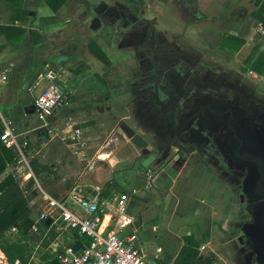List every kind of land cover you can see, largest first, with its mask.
Masks as SVG:
<instances>
[{
    "label": "crops",
    "instance_id": "crops-1",
    "mask_svg": "<svg viewBox=\"0 0 264 264\" xmlns=\"http://www.w3.org/2000/svg\"><path fill=\"white\" fill-rule=\"evenodd\" d=\"M20 1V7L11 9L6 0H0V25L26 29L17 42L0 33V74L8 76L0 81V105L6 108L5 114L0 113V128L4 129V120H10L24 135H34L43 146H49L45 155L33 157L39 163V177L29 161L32 175L19 180L14 175L20 166L17 155L0 173V182L12 175L25 193L34 196L29 206L36 216L38 210L46 211L47 196L61 198L74 186L86 196L97 195L101 229L106 233L120 231L121 224L126 223L123 229L137 233L151 264H177L185 237L194 235L190 227H196L194 240L200 239L201 252L214 255L216 260L220 257L225 264L234 261L236 256L228 257L225 252L235 238L229 232L233 230L238 236L239 225L251 216L245 210L248 204L240 180L204 148L199 137L196 149L187 155H175L176 149L169 151L157 145L160 117L142 83L152 78L148 45L154 46L158 61L178 60L195 73L214 78L224 73L212 65L211 52L218 53L217 60L219 54L231 52L242 56L251 78L263 77L264 0H68L59 12H54L46 0ZM39 6L47 11L39 14ZM37 15L38 23L34 21ZM95 19L99 20L96 26ZM83 28L91 31L88 39L80 36ZM70 29L72 33L67 34ZM54 34L60 35L57 45L51 39ZM26 40L36 54L46 50L48 58L31 76L25 71L20 74L16 61L20 56L13 57L4 49L23 46ZM91 43L103 50L107 61L93 52ZM49 68L58 73L68 95L56 114L59 131L65 133L62 137L53 133L51 119L47 126L41 120V126L29 123L38 118L35 97L45 82L35 91L30 87ZM17 105L24 110L15 115L13 107ZM31 106L34 111L29 112ZM110 133L113 136L108 140L103 138ZM137 134L145 140L142 147L134 143ZM121 149L128 155L120 153ZM98 170L104 176L101 180L84 177ZM117 173L125 177L119 191L115 187ZM31 178L35 184L26 189ZM121 194L128 195L123 214L116 201ZM12 230L20 236L15 227ZM37 231L32 230L39 234ZM54 232L44 253L38 257L32 253L28 264H44L55 256V248L78 242L77 236ZM0 264L23 263L19 259L11 263L4 254Z\"/></svg>",
    "mask_w": 264,
    "mask_h": 264
},
{
    "label": "flooded vegetation",
    "instance_id": "flooded-vegetation-1",
    "mask_svg": "<svg viewBox=\"0 0 264 264\" xmlns=\"http://www.w3.org/2000/svg\"><path fill=\"white\" fill-rule=\"evenodd\" d=\"M148 48V55L153 66L152 78L144 80L142 86H146L149 100L157 107L160 117L156 136L169 145L174 135L181 140L194 139L195 142L199 137L206 150L210 144H214L213 146L218 150L226 167L234 172L237 179L240 180L247 204L252 205L250 219L239 225V234L236 238L238 247L233 254L234 257L236 256L234 261L237 264H255L257 254L252 243L248 240L247 232L254 222L253 208L256 202L248 198L244 188L247 172L246 170H236L229 165L227 160L229 153L225 146L226 130L214 132L208 128L201 132L197 124L200 117L211 115L214 109L231 105L236 111L238 120L244 124L250 144L264 156V123L262 120L259 121L260 123L254 120L246 107L247 105L255 111L264 110V94L248 89L246 85L237 83L235 79H230L226 74L214 78L195 73L187 63L178 60L158 61L153 55L154 46L148 45ZM173 111L176 113L177 123L180 127L177 124L176 126L172 125ZM193 114L196 117L191 126L190 119ZM181 127L186 130L176 133ZM177 155L180 156L183 153L179 152Z\"/></svg>",
    "mask_w": 264,
    "mask_h": 264
},
{
    "label": "built area",
    "instance_id": "built-area-1",
    "mask_svg": "<svg viewBox=\"0 0 264 264\" xmlns=\"http://www.w3.org/2000/svg\"><path fill=\"white\" fill-rule=\"evenodd\" d=\"M7 78V75L0 74V81ZM42 81L45 85L35 97V108L39 120L47 126L49 120L67 102L68 95L55 70L49 68L42 71L34 80L30 90H37ZM3 124L0 140L16 151L20 161L24 163L14 174L21 180L26 174L32 175L25 153L30 143L23 137L24 133L14 127L10 120H4ZM96 190H99V187H96ZM127 200V194H121L116 199L121 214L126 211ZM46 201L47 209L38 215L32 226L33 231L38 230L41 221L53 223L60 220L67 229L89 239V242L83 243V247L79 250L74 249V243L65 245L61 249L55 248V255L62 264H151L139 244L137 233L123 229L126 223L121 224L120 231L106 233L101 229L103 219L99 214L97 195L86 196L78 186H74L67 195L61 198L47 196ZM201 248L204 249L205 246L202 245Z\"/></svg>",
    "mask_w": 264,
    "mask_h": 264
},
{
    "label": "rangeland",
    "instance_id": "rangeland-1",
    "mask_svg": "<svg viewBox=\"0 0 264 264\" xmlns=\"http://www.w3.org/2000/svg\"><path fill=\"white\" fill-rule=\"evenodd\" d=\"M38 13L41 14L45 11H47V8L45 7H42V6H39L38 7ZM69 11V10H68ZM36 23H38L39 21V15H37V17L35 18L34 20ZM183 28H186V26H184ZM81 32L80 36L84 37L85 39L89 38L91 36V31L90 30H86V29H81L79 30ZM78 32V30L76 31ZM72 33V30H67V34H71ZM59 38H60V35H52L51 39L53 40V42L57 45L58 44V41H59ZM257 42L258 44L261 42V39L259 37H257ZM26 48V49H25ZM5 50H7V52L9 53V55H12L13 57H16V56H20L16 61H17V66H18V71L20 74H23L22 72L25 71V75L26 76H31V75H34L37 71H39L41 68H43L45 65V63L48 61V58H47V51L44 50L42 53H40L39 55L36 54V50L33 49V47L30 46V43L29 41L26 40V44L23 45V46H20V47H16V46H6L4 47ZM259 49V48H258ZM262 53V52H261ZM217 55L218 56V53L216 51L214 52H211V63L214 67H216V69H219L220 72H223L224 74L227 75V77H229L230 79H235L237 81V83H243L244 85L246 84V86L248 87V89H251L253 90L254 92L258 93V92H261V94H264V76L263 77H258V79H255V78H251L249 76V73H250V70H249V67L247 66V64L245 63V61L242 60V56L239 55V56H234V54H232L231 52L230 53H226V54H219L220 58L217 60ZM20 67H22L20 69ZM262 73V72H261ZM33 101V99L31 100ZM246 105V104H245ZM247 111L249 112V114L251 115L252 118H254V120H256L258 123H260L259 121L262 120V123H264V110H252L250 109L247 105ZM24 110L23 106L22 105H17L16 107H13V113L15 115H17L20 111ZM0 113L2 114H5L6 113V108L3 107L2 105H0ZM57 114V112H56ZM56 114L51 118V121H50V126L51 128L53 129V133L56 134L57 136L56 137H59L62 135H65V133L62 134V132L59 131V129L61 127H59V123L56 122ZM32 123L34 126H41L43 125L42 122H40V120H38L37 117H35V119H32L29 121V123ZM113 133H110L108 135H105L103 138L108 140L110 137H112ZM49 135V138H51V134L48 133ZM23 137H25L26 139L29 140V146L28 148L26 149V158H27V161L29 163V161L31 160V158L35 157V158H39V156H42V155H45L47 149H48V146H43V143L37 139L36 136L34 135H24ZM67 138V137H66ZM68 139V138H67ZM115 142H112V145L114 146ZM162 145V144H161ZM159 145V146H161ZM214 144H210L209 147H207V150L210 151L211 154L213 155H216L218 156L219 158V162L220 164H222L223 166H226L225 165V162L224 160L222 159V157L219 156V153H218V150H216V148L213 146ZM112 147V146H111ZM171 151L173 149H176L175 147H171L170 148ZM120 153H123V154H127L128 155V152L126 150H119ZM16 160L19 161V164H24L23 162L20 161L19 157L17 156ZM143 165V163H142ZM228 169V168H227ZM229 171V169H228ZM85 178H90L94 181H99L101 180L104 176L102 174V172L100 170L98 171H94V172H87L86 175L84 176ZM116 177V180H117V185H115L116 187V190L119 191L120 188L125 185V177L123 175H121V173H117L115 175ZM37 184V190L40 192V186ZM43 185V187L45 186L46 182H43L41 183ZM71 185V184H70ZM36 195H37V192H36ZM44 199V198H43ZM41 203L42 204H45V199L42 200L41 198ZM245 205V204H244ZM246 206V205H245ZM31 208V207H30ZM251 208H252V205L251 204H248L247 206V209H245L247 212L251 213ZM32 211V209H31ZM41 210H38L37 211V216L36 214H32V219L34 220V222L36 221L38 215H40ZM227 227L230 228V226H228V224H226ZM39 228H38V233L43 235V236H46L44 237L43 239H40V240H30L28 242L29 246L31 247V253H36L37 257L40 256L42 253H44L43 251V248L44 247V242L43 240H47L49 241L50 240V237L53 236V234L55 233L54 231H59L61 234H63L64 237H69L71 235L75 236L76 237V232L74 231H71L69 229H67L64 225L61 224L60 220L57 221V223L54 225V226H51V224H49L47 221H41L39 224H38ZM50 227V228H49ZM51 228L55 229L54 231H51ZM187 227H185L186 229ZM190 228H193L192 230H194V235H192L193 239H197V230H196V227H190ZM32 230V228H31ZM14 231H7L6 233V237L8 239H17L18 235L14 234L13 233ZM47 232V234H45ZM234 231L233 230H230L229 234H231V236L235 237L233 239V244H232V247L229 249H226V254L228 255V257H231L233 254H235V251H237V247H238V244L236 243V233H233ZM20 235V234H19ZM49 237V238H48ZM186 239V237H185ZM61 240V239H60ZM197 243H200V239L196 240ZM206 251H210L209 249H206ZM231 251V252H230ZM46 255H50L49 252H46ZM53 257V256H52ZM215 264H225L224 263V260L221 259L219 257V259L215 260ZM230 264H237L235 263V261H233L232 259V262Z\"/></svg>",
    "mask_w": 264,
    "mask_h": 264
},
{
    "label": "trees",
    "instance_id": "trees-1",
    "mask_svg": "<svg viewBox=\"0 0 264 264\" xmlns=\"http://www.w3.org/2000/svg\"><path fill=\"white\" fill-rule=\"evenodd\" d=\"M11 9L20 7L22 4L20 0H6ZM68 0H46V3L52 8L54 12H59L63 5ZM133 0H126V3H131ZM264 12V2L262 5ZM262 22L264 25V15H262ZM110 33L112 29L109 28ZM26 32V29L19 26L0 25V33L5 34L7 38L17 42L22 35ZM112 34V33H111ZM111 41V35L107 39V42ZM93 52L103 60L107 61L106 55L102 49H100L95 43L90 44ZM246 85V84H245ZM3 132V127L0 128V134ZM17 156L16 151L7 147L0 140V173L6 168L7 163L12 161ZM30 166L36 175L39 177L40 168L37 159L32 158L30 160ZM35 184V179L31 178L26 186V189H31ZM34 196L32 194L25 193L20 187L17 180L8 175L4 180L0 182V248L6 255L7 259L11 263H15L19 259L23 264H28L30 259L31 247L26 240H40L41 235L32 232L31 228L34 224L32 219V211L29 206V201ZM51 224V222L49 223ZM15 227L20 237L15 241H12L6 237L7 231ZM76 241L80 243H88L89 239L84 236L76 234ZM25 240V241H23ZM49 241L45 240L44 246H47ZM199 243L193 239L191 235L186 236V244L181 248L177 258V264H215L214 255L201 252L198 248ZM44 264H62L56 255L46 261Z\"/></svg>",
    "mask_w": 264,
    "mask_h": 264
},
{
    "label": "water",
    "instance_id": "water-1",
    "mask_svg": "<svg viewBox=\"0 0 264 264\" xmlns=\"http://www.w3.org/2000/svg\"><path fill=\"white\" fill-rule=\"evenodd\" d=\"M98 23L99 20L95 19L94 26ZM31 111H34V106L29 108V112ZM195 117L196 115L193 114L190 119L191 126L194 124ZM176 124L180 127L177 123L176 113L173 111L172 125L176 126ZM197 126L201 132L208 128L214 132L226 130L225 146L229 153L228 163L236 170H246L247 172L244 188L248 198L256 202L253 208L254 222L250 225L247 235L257 254L255 264H264V156L250 144L244 124L238 120L236 111L231 105L214 109L211 115L200 117ZM183 128L181 127L176 133L184 132L186 129ZM156 140L157 145L162 144L163 149L170 151L171 147H175V155L179 152L187 155L196 149L194 139L181 140L174 135L170 145L162 142L158 137ZM134 143L138 147H142L145 140L137 134L134 137ZM142 167L141 163L139 169ZM82 247L83 245L79 241L74 243L75 250Z\"/></svg>",
    "mask_w": 264,
    "mask_h": 264
},
{
    "label": "bare ground",
    "instance_id": "bare-ground-1",
    "mask_svg": "<svg viewBox=\"0 0 264 264\" xmlns=\"http://www.w3.org/2000/svg\"><path fill=\"white\" fill-rule=\"evenodd\" d=\"M102 155V154H101ZM101 155H100V157H101ZM103 157H107L106 155L105 156H103ZM1 252V251H0ZM3 253V252H2ZM0 257H4V254H1L0 253Z\"/></svg>",
    "mask_w": 264,
    "mask_h": 264
}]
</instances>
